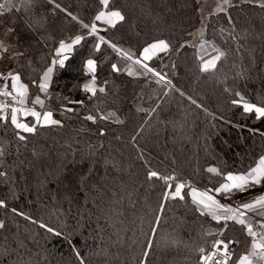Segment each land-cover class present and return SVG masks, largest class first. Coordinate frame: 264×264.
<instances>
[{
    "label": "trees",
    "instance_id": "16d2710c",
    "mask_svg": "<svg viewBox=\"0 0 264 264\" xmlns=\"http://www.w3.org/2000/svg\"><path fill=\"white\" fill-rule=\"evenodd\" d=\"M55 3L78 19L48 0H12L0 15L8 47L0 54L3 70L20 74L29 99L60 41L83 37L66 64L53 67L45 94V110L62 125L38 127L21 142L10 123H0L6 149L0 171L7 173L0 177V199L7 204L0 208V264H200L199 249L206 252L216 239L208 230L220 224L196 211L189 195L163 202L164 181L146 174L150 168L212 190L227 173H246L264 156V118L243 111L245 102L264 106V9L231 0L227 13L214 10L203 19L200 0H109L108 8L99 0ZM101 10H119L125 19L101 26L95 36L91 25ZM197 30L202 41L226 53L208 72L200 71V47L190 43ZM158 40L167 41L169 51L150 53L143 62L163 81L115 56L111 46L143 59V49ZM205 51L215 55L211 47ZM88 59L95 61L91 72ZM93 78L95 96L82 86ZM111 112L115 117L100 119ZM89 114L95 123L84 119ZM240 231L228 224L219 237L241 238Z\"/></svg>",
    "mask_w": 264,
    "mask_h": 264
},
{
    "label": "snow or ice",
    "instance_id": "6c2138e0",
    "mask_svg": "<svg viewBox=\"0 0 264 264\" xmlns=\"http://www.w3.org/2000/svg\"><path fill=\"white\" fill-rule=\"evenodd\" d=\"M100 4L104 8H108L109 6V0H99ZM251 2L258 7L264 9V0H251ZM48 3L54 4V8L61 9V11H64L66 15L70 16L72 20H77L78 17L73 15L71 12H68L67 9L61 8L60 4L55 3V0H48ZM227 6V7H226ZM231 0H222L221 4L218 5L216 12L220 13H227L228 7H231ZM5 7L4 4H0V9H3ZM2 14V13H0ZM125 19L124 15L119 10H109V11H99V13L95 16V21H101L104 20L105 23L115 26L116 22L123 21ZM228 24L232 27V31L235 32V23L231 16L227 17ZM84 28H88L89 25L84 24ZM96 25L93 23L91 25V32H96ZM9 31H12L11 29ZM204 33L201 30L200 36L203 37ZM233 39H236L237 37L235 35L232 36ZM83 39L82 36H75L74 39L71 40V43H66L65 41H60L59 48L57 49V55H60L61 53L65 51H71L72 46L79 44L81 40ZM101 41H103V37H100ZM204 44H208L212 51L215 53V55L211 56L210 59L204 60L201 58L200 63V71L201 72H208L212 69L216 68L217 62L221 60L222 57L226 55L224 51L216 47L214 44H211L208 41H203L201 44V48L204 47ZM114 50L120 51L116 48V45H111ZM100 45H96V50H99ZM183 47V45H182ZM170 45L165 40H158L155 41L148 46H146L143 49L142 57L143 59H137L135 63L140 64L146 71L145 74L152 72L157 76H160V73H155L154 69L150 68L147 64H145L144 60L151 59L150 53H166L169 51ZM8 47L3 43V41H0V52L7 53ZM125 56H127L129 59H131V55L129 53H124ZM67 57H64V59H61L59 61H53V63H59L61 66L64 64V60H66ZM95 61L92 59H88L86 61V67L89 72L94 70ZM112 68L114 71H118L116 65H112ZM53 69L52 67H48L47 71L44 73L43 82L39 84V89L41 92H46L48 89V79L50 77V74L52 73ZM129 74H132L131 72ZM0 78H5V74L0 73ZM6 78L11 81V91L7 90V85H5V90L0 91V96L9 97L12 101L11 104L8 103H0V123L3 124H11L13 127L14 134L16 138L21 141L25 142L27 141L28 137L25 134H35L37 132L38 127H44V126H61L62 122L56 119H53V113L51 111H45L43 114H41L38 111H35L34 109H28L25 108L26 103V97L28 93V87L24 84H22L21 76L19 73H13L9 72L6 75ZM160 79L163 80L164 77L160 76ZM170 84L171 81H168ZM83 90L85 92L91 93L92 96L96 95L97 88L95 87V79L93 78L91 83H85L83 85ZM100 92H104L105 89L103 87L99 88ZM181 95H184L183 92H181ZM237 96H239V93H236ZM191 99V97H189ZM35 104H40L43 107V100L40 99V97H36L35 101L33 102ZM69 103H79L83 104V101H69ZM193 104H196L195 100H192ZM233 104L238 103L236 100L232 101ZM200 107V105H197ZM9 110H10V118H9ZM66 111H73L72 108H67ZM155 111V109H153ZM243 111L245 113H255L256 118H264V106H257L252 103L245 102L243 103ZM19 115L23 116H32L34 118V122L29 124L22 122L19 119ZM115 112H111L108 114V116H101L100 119L107 120L110 117H115ZM85 120L91 121L92 123H95L97 120V117L94 115H87L84 117ZM117 123H120L118 119L115 121ZM101 136L105 135L104 130H100L99 133ZM139 135V133H137ZM136 136L132 137V140H136ZM6 153V149L3 146H0V157H3ZM33 155L35 156L36 153L33 152ZM141 156H142V150H141ZM207 172L213 173L216 175H221L220 170L216 167H209L206 169ZM7 173L4 171H0V177L6 176ZM146 179L149 181L152 180H162L165 183V191L163 194V202H167L168 200H184L185 195L191 196V202L196 206V211H198L201 215H209L211 216L212 220L216 221L217 223H220L223 221L222 229H226L228 226V222L232 221L236 224H239L243 226L245 229L247 235L251 237V246L248 252H246L243 255H240L238 260L235 262V264H264V194H260L256 197H254L250 201L241 202L240 204L236 206L232 205H225L221 204L214 195L210 194L211 192L215 193H223V194H231L234 191L235 192H246L249 190V188L261 185L262 182H264V156H261L259 158V162L255 167H252L250 170H248L246 173L243 174H233V173H227L224 175V180L226 182L222 183L219 188H215L212 190H204L201 191L195 187H192L188 182L186 181H177L176 177L174 175L164 176L161 175L158 171L152 170L149 168L146 174ZM174 182V183H173ZM185 188H189L190 191L188 193H184L183 190ZM7 204L6 201L3 199H0V208H6ZM161 210H163V203L161 204ZM12 212L20 215L25 216L24 213L18 212L17 209L13 208ZM248 213H252L255 216L261 217L259 221H253L249 216ZM26 219H31L30 217H26ZM35 223V221H33ZM254 223L258 225L259 230H254ZM42 228H47V231L49 233H54L55 235L59 236L60 233L56 232L53 228L47 227L46 225L41 224ZM5 228V222L3 220H0V229ZM211 235V233H209ZM219 235H223V230L219 233ZM236 243L235 241H228L225 242L221 239H216L213 242L212 248L213 251L209 253L208 255H203L205 253L204 248H200L199 252L201 255V264H208L209 261L214 260V264H229V261L232 259V254L228 251L229 245ZM222 246V247H221ZM150 247V245H149ZM145 256L148 255V252L146 251L144 253ZM77 256H79V253L77 252ZM217 257H222L223 259H218ZM81 264H84L83 260H81Z\"/></svg>",
    "mask_w": 264,
    "mask_h": 264
},
{
    "label": "crops",
    "instance_id": "0c3cea01",
    "mask_svg": "<svg viewBox=\"0 0 264 264\" xmlns=\"http://www.w3.org/2000/svg\"><path fill=\"white\" fill-rule=\"evenodd\" d=\"M59 48V47H58ZM57 48V49H58ZM57 53V52H56ZM0 54H2L0 52ZM70 54V51H65L63 53H61L59 56H63V55H69ZM57 56V54L55 55V57ZM58 56V57H59ZM4 57V56H3ZM4 60L5 58L3 59L2 56H0V73H3L5 74V78H0V82H6V75L8 72H6L5 70H3V68L5 67L4 66ZM55 66H61L59 63H57V65ZM64 66V64H63ZM88 80H84L82 82V86L85 84V83H88L87 82ZM8 86L11 88V81L10 83L8 82L7 83ZM49 84V83H48ZM12 90V89H11ZM46 94V92H41L40 89L37 90L31 97H30V100L32 102L35 101L36 97H44ZM40 106V104H36V105H31V106H28L26 108L28 109H34L36 111V109ZM25 117V116H24ZM23 117V118H24ZM29 118L30 119V122L29 124L33 123L34 122V118L32 116H26V118H24V122L26 123V120ZM226 181H223L222 183H224ZM221 183V184H222ZM220 184V185H221ZM220 185L217 187L219 188ZM198 189V188H197ZM201 191H204V190H207V189H199ZM190 191V190H189ZM210 194L214 195L215 198L221 203V204H225V205H232V206H236L238 204H240L241 202H245V201H250L252 200L254 197L260 195V194H264V182L261 183V185H258V186H255V187H252V188H249L248 191L246 192H243V193H240V192H233L231 194H223V193H215V192H211ZM190 196V195H189ZM191 198V196H190ZM209 218H211V216L207 215ZM248 216L251 218V219H261V217H258V216H255L253 215L252 213H248ZM212 219V218H211ZM214 221V220H213ZM215 223H217L216 221H214ZM220 227L218 228H213V229H209L208 232L211 233L213 236L216 237V239H220V235L219 233L223 230L222 229V225H223V221H221L220 223ZM228 224H232L236 227H239L240 228V235L242 236L241 238H237V235L232 237L231 239L227 240V241H235V245H236V254H237V251H238V254L236 255V258L233 260V263L232 264H235V262L238 260L239 256L240 255H243L245 254L246 252L249 251L250 249V246H251V238L247 235L245 229L243 228V226L239 225V224H236L232 221H229ZM215 239V240H216Z\"/></svg>",
    "mask_w": 264,
    "mask_h": 264
},
{
    "label": "rangeland",
    "instance_id": "374dc122",
    "mask_svg": "<svg viewBox=\"0 0 264 264\" xmlns=\"http://www.w3.org/2000/svg\"><path fill=\"white\" fill-rule=\"evenodd\" d=\"M12 0H0V4H4L5 5V7L4 8H7L8 6H9V4H10V2H11ZM201 1V5H200V12H201V18H205L210 12H212V11H214V10H216L217 9V7H218V5L219 4H221V2H220V0H200ZM96 32L95 33H92L91 32V30H90V32H91V34H93V35H95V36H98V34H97V31L99 30V28H101V26H103V25H105V24H107V23H105L104 22V20H101V21H96ZM2 25L0 24V41H2L1 40V37H2V28L3 27H1ZM202 39L200 38V31L199 30H197V32H195L194 33V36L191 38V41H190V43L192 44V45H194V46H196V47H200V55H201V57L203 58V59H206V60H208V59H210V57H211V55H209V57H208V53L207 54H205L207 51H205V50H210V46L209 45H204V47L203 48H201V44H202ZM4 43V42H3ZM5 44V43H4ZM143 70H145V69H143ZM155 73H156V71H155ZM153 75H154V77H156L157 78V80H160V81H163V80H165V78L163 79V80H161L160 79V76H157V75H155L154 73H153ZM43 78H44V76H43ZM43 78H42V82H43ZM49 79H50V77H49ZM49 79H48V83H49ZM25 84V83H24ZM26 85V84H25ZM27 86V85H26ZM28 87V86H27ZM30 93H29V88H28V93H27V97H26V106H31V105H36L35 103H33L30 99H29V95ZM34 94V93H33ZM32 94V95H33ZM31 95V96H32ZM44 98L43 97H41V100H43ZM29 102H31V105H30V103ZM40 107H41V105H40ZM26 108V107H25ZM46 111V110H45ZM9 116H10V114H9ZM23 115H19V119L22 121V122H24L23 120H24V118H26V117H24ZM26 120V123H29V122H27V119H25ZM114 120V122L117 120L116 118H112L111 119V121H113ZM115 123H117V122H115Z\"/></svg>",
    "mask_w": 264,
    "mask_h": 264
},
{
    "label": "built area",
    "instance_id": "2783aa9c",
    "mask_svg": "<svg viewBox=\"0 0 264 264\" xmlns=\"http://www.w3.org/2000/svg\"><path fill=\"white\" fill-rule=\"evenodd\" d=\"M4 12H5V8H3V9H0V13H2V14H4ZM2 14H0V15H2ZM117 49H119V48H117ZM120 50V49H119ZM114 55L115 56H117V57H119V58H121V59H124V60H127V61H129V62H131V63H134V64H136L137 66H139V67H141L142 69H144L140 64H137V63H135V61L138 59V58H131V59H129L127 56H125L124 55V52L122 51V50H120V51H116V50H114ZM59 55H57L56 57H54V59H53V61L55 60V61H59V58H60V56L58 57ZM58 63V62H57ZM57 63H53L52 62V64H51V67H52V69H53V67L55 66V65H57ZM150 74H152L153 75V73L152 72H149ZM21 82V81H20ZM22 84H24L23 82H21ZM5 85H7V90L8 91H11V88L8 86V84L6 83V82H0V91H3V90H5ZM25 85V84H24ZM44 99H43V107L41 106V107H39V108H37L36 109V111H38V112H40L41 114H43L44 112H45V105H46V103H47V100H46V96L45 97H43ZM0 103H8V104H11L12 103V101H11V99L9 98V97H4V96H0ZM26 104L27 103H25V106L24 107H28V106H26ZM253 221H259L260 219H252ZM254 230H259V228H258V225H256L255 223H254ZM251 238V237H250ZM252 239V238H251ZM225 242H228V241H225ZM212 245H213V243H211L210 244V246H209V248L207 249V251L203 254V255H208L209 253H211L212 251H213V248H212ZM222 247V246H221ZM228 251L232 254V256L235 254V252H236V245H235V243H233V244H230L229 245V249H228ZM218 259H223L222 257H217ZM200 264H201V257H200ZM208 264H214V260L213 261H209L208 262Z\"/></svg>",
    "mask_w": 264,
    "mask_h": 264
},
{
    "label": "water",
    "instance_id": "95a60500",
    "mask_svg": "<svg viewBox=\"0 0 264 264\" xmlns=\"http://www.w3.org/2000/svg\"><path fill=\"white\" fill-rule=\"evenodd\" d=\"M64 57H67V59L64 60V64H66V62L70 59V55H63L59 58V60L64 59Z\"/></svg>",
    "mask_w": 264,
    "mask_h": 264
}]
</instances>
